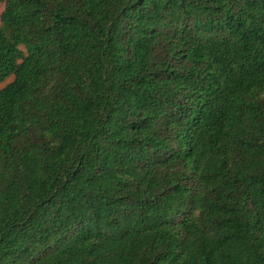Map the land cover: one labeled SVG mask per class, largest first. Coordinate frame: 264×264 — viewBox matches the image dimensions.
<instances>
[{"label":"trees","instance_id":"1","mask_svg":"<svg viewBox=\"0 0 264 264\" xmlns=\"http://www.w3.org/2000/svg\"><path fill=\"white\" fill-rule=\"evenodd\" d=\"M0 6V264H264V0Z\"/></svg>","mask_w":264,"mask_h":264},{"label":"rangeland","instance_id":"2","mask_svg":"<svg viewBox=\"0 0 264 264\" xmlns=\"http://www.w3.org/2000/svg\"><path fill=\"white\" fill-rule=\"evenodd\" d=\"M1 9H2V8H1V6H0V11H1ZM11 80H12V77H11V78H8L7 81H6L5 83H6V84L9 83ZM5 83L2 84V85H0V88H1L2 86H4Z\"/></svg>","mask_w":264,"mask_h":264}]
</instances>
